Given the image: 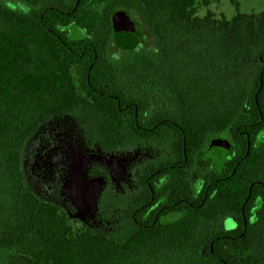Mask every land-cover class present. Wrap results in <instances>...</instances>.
<instances>
[{
	"label": "trees",
	"instance_id": "obj_1",
	"mask_svg": "<svg viewBox=\"0 0 264 264\" xmlns=\"http://www.w3.org/2000/svg\"><path fill=\"white\" fill-rule=\"evenodd\" d=\"M212 2L0 0V264H264L261 222L227 240L216 237L213 216L155 221L149 190L127 202L107 188L95 222L84 223L39 196L26 169L28 145L63 118L85 149L105 155L139 145L186 149L195 160L227 130L234 139L238 127L259 131L264 12L198 18V6ZM118 19L137 43L120 41ZM71 27L83 36L72 38ZM171 123L186 139L162 133ZM253 154L245 158L243 147L241 158Z\"/></svg>",
	"mask_w": 264,
	"mask_h": 264
},
{
	"label": "flooded vegetation",
	"instance_id": "obj_2",
	"mask_svg": "<svg viewBox=\"0 0 264 264\" xmlns=\"http://www.w3.org/2000/svg\"><path fill=\"white\" fill-rule=\"evenodd\" d=\"M255 106L262 122L254 124L255 130L259 131L251 135L238 127L234 139L233 131L227 130L208 139L195 160L193 151L186 149L182 153H167L162 147L152 150L138 145L122 155L108 154L122 159L115 160L122 166L118 173L113 163L109 168L94 164L89 177L104 178L107 183L104 191L110 188L112 192L121 193L127 202L132 195L149 190L152 199L146 205V215H154L155 221L159 218L175 220L185 214L199 212L214 217L216 237L222 234V238L227 240L241 238L252 225L260 222L264 225V98L261 102L256 98ZM171 124L174 128L162 133L181 135L186 139L187 131L176 123ZM243 147L246 149L245 158L253 151L254 159L245 161L241 158ZM65 162L57 158L53 161V169L62 179ZM169 183L173 184L171 194L167 193ZM170 198L173 199L171 207L166 204ZM61 199L62 203L57 205L63 208L69 205L75 211L69 202Z\"/></svg>",
	"mask_w": 264,
	"mask_h": 264
},
{
	"label": "rangeland",
	"instance_id": "obj_3",
	"mask_svg": "<svg viewBox=\"0 0 264 264\" xmlns=\"http://www.w3.org/2000/svg\"><path fill=\"white\" fill-rule=\"evenodd\" d=\"M8 5L16 9L23 7L16 2H9ZM238 10L244 14L263 13L264 0H213L209 8L201 5L198 6L197 17L204 18L207 12L211 11L218 20L224 17L231 20ZM69 32L70 36L74 39H79L83 36V32L76 27H71ZM80 135L75 123L69 118H63L44 129L28 145L25 163L29 174V181L36 193L42 198L56 204L62 203L61 197L64 201H67L63 195V185L70 174L72 160L74 159L73 154L76 151H80L84 156L92 154L100 155V157L105 156L101 152L87 151L84 148ZM55 158L66 161L64 163L65 170L62 174L64 175L63 179L61 178L62 176L57 177L55 168L53 169ZM109 159L110 161L112 160L115 171L119 172L122 170V166L115 161H121V158L115 159L114 157H110ZM94 222L95 220L91 221V223Z\"/></svg>",
	"mask_w": 264,
	"mask_h": 264
},
{
	"label": "water",
	"instance_id": "obj_4",
	"mask_svg": "<svg viewBox=\"0 0 264 264\" xmlns=\"http://www.w3.org/2000/svg\"><path fill=\"white\" fill-rule=\"evenodd\" d=\"M115 26L126 33L120 37V41L125 44L138 42L136 36L130 34L132 30L129 28L127 20L118 19ZM109 156L100 157V155L96 154L84 156L80 151H76L73 154L74 159L72 160L70 174L63 185V195L76 210L75 214L71 215L72 219L84 223H90L96 219L99 210V200L106 181L101 177L91 179L89 171L94 163L106 168L111 167L112 160L110 161L109 158L111 156Z\"/></svg>",
	"mask_w": 264,
	"mask_h": 264
}]
</instances>
